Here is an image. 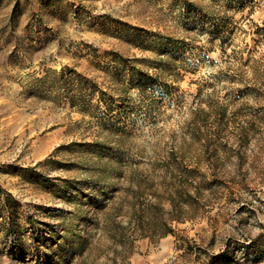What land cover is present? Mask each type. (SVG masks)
Here are the masks:
<instances>
[{"label":"rangeland","instance_id":"obj_1","mask_svg":"<svg viewBox=\"0 0 264 264\" xmlns=\"http://www.w3.org/2000/svg\"><path fill=\"white\" fill-rule=\"evenodd\" d=\"M0 264H264V0H0Z\"/></svg>","mask_w":264,"mask_h":264},{"label":"trees","instance_id":"obj_2","mask_svg":"<svg viewBox=\"0 0 264 264\" xmlns=\"http://www.w3.org/2000/svg\"><path fill=\"white\" fill-rule=\"evenodd\" d=\"M162 223H163V225H165L164 232H163L162 235H166V234H168V233H170V232H174V229H173L171 226H169V225L166 223V221H165V222L163 221Z\"/></svg>","mask_w":264,"mask_h":264}]
</instances>
